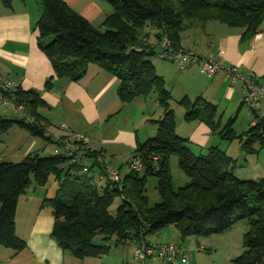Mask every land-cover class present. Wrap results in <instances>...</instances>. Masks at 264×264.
Returning a JSON list of instances; mask_svg holds the SVG:
<instances>
[{
    "label": "trees",
    "instance_id": "trees-1",
    "mask_svg": "<svg viewBox=\"0 0 264 264\" xmlns=\"http://www.w3.org/2000/svg\"><path fill=\"white\" fill-rule=\"evenodd\" d=\"M0 1L5 6L12 2ZM105 1L112 10L98 26H93L64 0H40L42 12L34 26L37 45L50 59L53 77L57 79L77 81L88 64L93 63L118 79L117 93L124 103L156 93L162 109V116L151 120L156 133L135 148L142 169L128 168L120 184L100 179L105 184L97 187L93 181L99 180L98 173H104L107 165L98 162L96 154L84 156L89 163L78 159L71 162L64 153H29L17 162L1 161L0 245L15 250L24 247V241L15 232L18 197L31 180L42 186L53 176L58 181L57 192L46 200L54 218L51 236L61 249L76 258L100 257L111 244L151 245L149 236L169 225L178 230L183 240L223 233L247 220L243 251L232 263L264 264V177L238 179L232 173L233 159L224 150L212 146L195 154L188 139L176 134L171 95L152 62L162 45L156 49L149 47L146 36H141L146 26L154 24L157 39L164 37L172 48H182L180 35L187 21H217L239 28L243 42L264 30V0ZM45 86L51 87V78ZM9 96L15 106H23L27 116L19 120L0 116V132L16 124L31 134L43 136L45 129L39 110L46 104L40 93L16 87ZM178 104L184 108L186 120L204 122L222 140L236 137L232 129L234 117L221 127L214 120L216 106L201 96L193 100L183 97ZM243 135L237 137L244 152H254L255 143L264 147L260 127L247 139ZM172 156L177 157L178 166L187 177L179 187H175L171 174ZM85 166L88 173L83 172ZM148 176L155 177L159 195V201L153 205L146 195ZM117 197L120 203L112 214L109 208ZM96 236L101 243L92 242Z\"/></svg>",
    "mask_w": 264,
    "mask_h": 264
},
{
    "label": "crops",
    "instance_id": "crops-1",
    "mask_svg": "<svg viewBox=\"0 0 264 264\" xmlns=\"http://www.w3.org/2000/svg\"><path fill=\"white\" fill-rule=\"evenodd\" d=\"M64 1L89 23L97 21L99 24L112 10L105 0ZM41 12L42 5L37 0H12L10 6H5L0 1L1 73L15 84V88L35 89L40 93L46 106L40 108L39 113L46 129L50 127L59 129L66 126L69 131L62 134L71 132L87 136L89 147L101 152L105 160L107 159L106 146L102 144L118 142L117 144L121 146L130 147V149L133 147L134 151L138 143L144 142L156 133V126L151 120L162 116L158 100L157 117L154 116V112V114L147 112L145 97H136L130 102H122L117 93L118 79L93 63L88 64L84 75L77 81L53 77L51 61L38 47L37 32L34 29ZM240 34L239 28L208 21L205 26L192 25L182 31L180 46L211 57L221 64L236 65L245 73H264V30L243 42L240 40ZM161 45L157 43L155 49ZM152 62L156 73L163 78L165 88L170 92V105L174 115V106L182 107L178 101L183 97L193 100L201 96L215 106H217L216 102L226 99L228 103L236 104L238 109L240 108L241 86L238 83H231L223 73L206 79L197 64L179 68L174 66V62L166 60L163 62V60L155 59ZM50 78L51 87L47 89L45 85ZM137 98L142 99L143 103L137 102ZM132 103L141 104L137 118L131 119L126 126L118 122L116 124L114 120L120 112L126 108L129 109L131 106L129 104ZM66 106H69L76 114H73L75 119L70 117ZM57 107L62 109V118L56 116ZM15 109L25 114L17 118L18 120L26 118L27 113L24 109ZM0 116L16 119V116L8 114L6 107L1 103ZM182 119L183 122L185 121L183 129L185 128L186 133H177L183 125L180 122L176 123V118L175 132L188 139L191 150L194 146L197 150L199 149V153H203L202 150L206 152L210 147L218 146L209 145L211 139L219 137L213 134L204 122L188 121L184 116ZM12 128L19 130L18 132H24V129L14 124L6 132L0 133L11 132ZM94 135L96 137H93ZM0 141L7 144L6 140L0 139ZM55 151L54 148L50 154H56ZM107 161L110 164L109 160ZM113 167L122 169V166ZM127 171L128 169L123 174ZM232 173L241 180L264 177V163H259L257 160L252 163L247 160L242 164L234 163ZM57 188L58 183L54 177H50L42 186L35 185L31 180L30 186L18 197L15 232L24 241V247L15 250L0 245V264H169L161 257L135 259L132 245L126 243L111 244L107 253L96 258H76L69 251L61 249L51 236L54 218L51 207L46 203L47 199L56 195ZM232 228L219 234H225ZM156 234L152 235L155 242L180 243L175 240V237L172 240H162L164 238L160 237L161 233ZM178 236L182 241L180 244L183 243L182 245L186 247L190 255L186 262L180 261L179 264H201L200 258L193 257L190 251L206 249L207 246L200 242V238L203 237L190 236L182 240L180 235Z\"/></svg>",
    "mask_w": 264,
    "mask_h": 264
},
{
    "label": "rangeland",
    "instance_id": "rangeland-1",
    "mask_svg": "<svg viewBox=\"0 0 264 264\" xmlns=\"http://www.w3.org/2000/svg\"><path fill=\"white\" fill-rule=\"evenodd\" d=\"M37 1H40V0H37ZM186 23L187 24L185 25V28L182 31H184L185 29L189 28V26H192V25L205 26L206 22H202L198 20H191V21H187ZM91 24L93 26H98L97 21ZM157 32H158V29L156 28L154 24L148 25L146 26V28L143 29V33L141 34V36L142 37L146 36L147 38L146 44H148L149 47L150 46L155 47L157 43L158 45L160 44H162V46L164 45L165 43L164 37H162L161 39H157L156 37ZM155 59H159V58L156 56H153L152 60H155ZM159 60L162 61V59H159ZM175 64L174 66L177 67L178 65L177 64L175 65ZM205 78L209 79L206 75H205ZM136 101L139 103H141L140 101H142L143 103V100L140 98L139 99L137 98ZM145 102H146V108L148 110L146 111L149 112V114L155 113L154 116L157 117V111L159 107H157L156 93L152 92L147 97H145ZM13 105L14 104H8L6 106V109L9 115L16 116V119L20 118L21 116H25V114L21 110L17 111L15 109V108L19 109L17 106L15 105L13 106ZM129 105H131L130 108L129 109L126 108V110H122L120 114L117 116L116 120H114L116 124L118 122V124L122 126H126V125H129L131 119L137 118V115L140 112L139 106L141 104L132 103ZM216 105L218 107L216 106V115H215L214 120L216 121V123H219L221 127H223L230 118L234 117L232 129L236 137L230 141H226V140H222L217 137H214L213 138L214 140L211 139L209 145H218L219 148L224 150L225 153L233 159V161H231V163L233 164L234 163L242 164L245 162V160L250 161V163L256 160L259 163H264V147H260L258 143H255L254 144L255 151L251 153H246L242 150L241 143L237 137L238 135H241V134H248L250 136L252 132V130L248 131L249 118L247 117L245 108L240 106V108L238 109V105L230 104L227 102L226 99L216 102ZM47 109H48V106H47ZM56 109L58 111L57 112L58 114H56V116L58 118H62L61 107H57ZM174 109H175L176 123L180 122L182 123L181 125H183V126L180 125L182 128H180L179 131L177 130V133L185 134L186 133L185 128L183 129V127L185 126V124L183 123L185 121L183 122V119H182L184 116V110L180 106H174ZM141 110H142V107H141ZM66 111L68 112L70 117H73V114H75L72 112V109H70L69 106H66ZM73 119L75 118L73 117ZM40 123L45 129L43 136L31 134L27 130H24L22 134L21 132H18L19 130H16L15 128H12L11 132L0 133V139L7 141V144L2 143V141H0V162L1 161H12V160H13L12 162L20 161L29 152L31 154L38 153L40 156H47V155H50V152H53L54 148L56 151H59V149L61 151V149H63L64 143L66 142L70 145H75V147H77L78 150H75V152L73 153V156L77 157L76 159L81 160V161L85 160L84 161L85 163H89L90 160L85 159L86 157L84 158V156H87V155L94 156V154H96L95 155L96 160L101 163H106L107 167L115 168L113 166H122L121 174H123L126 171V169L131 167V162L133 161V159L139 158L136 154V150L134 149L133 151V147L132 149H130V147L121 146L120 144H117L118 142H114V143H109L108 145L102 144L106 146L105 149H106L107 159L105 160L101 152L97 150H93L89 147V144H88L89 140L87 136L77 134V133H71V132H69V134H62L64 132L69 131L66 126L59 127V129L53 128V127H50V129H46L45 124L43 123L42 120H40ZM147 127L152 128L149 125H147ZM53 135L58 136L57 141L53 140ZM80 137H83V139H85V143L82 140H79ZM93 137H96V135H94ZM192 151L195 154L199 153V149L197 150V148H195L194 146H192ZM202 151L205 152L204 150ZM80 152H83V154L80 155L79 154ZM65 156L67 155L65 154ZM73 156H69L70 160L72 159ZM107 160H109V163L112 164L113 166L108 164ZM170 169H171V174L174 179L175 187L182 186L186 182L187 177L184 174V172L179 168L178 160L176 156H172L170 158ZM93 174L95 176L96 169L93 171ZM258 178H262V177H258ZM82 179H85V178L82 177ZM93 183H95L97 187H102L104 186L105 181L103 180L100 181L99 179V180H94ZM155 184H156L155 177L148 176L145 187H146V195L151 205L159 201V195L155 188ZM119 203H120L119 197L115 198L113 204L109 208L110 213L113 214L115 212V209ZM248 228H249V223L247 220L239 221L233 226L232 230L226 232L225 234H211L207 238L206 237L200 238V242L207 246L206 249L204 250L200 248L201 251L197 249L191 250L190 253L193 255V257L195 256L199 257L200 258L199 261L201 262V264H233L232 260L235 257L239 256L243 251V236H244V233L248 230ZM158 232L161 233L160 237L164 238L162 240H172L175 237L176 241L180 243L182 242L179 239L178 230L173 225H169L159 230ZM156 233L155 235H157ZM149 241L151 244L162 243L160 241L155 242L152 239V235L149 236ZM92 242L101 243V240L98 238V236H96L93 238ZM172 243H176V242H172ZM131 245L133 248V244Z\"/></svg>",
    "mask_w": 264,
    "mask_h": 264
},
{
    "label": "built area",
    "instance_id": "built-area-1",
    "mask_svg": "<svg viewBox=\"0 0 264 264\" xmlns=\"http://www.w3.org/2000/svg\"><path fill=\"white\" fill-rule=\"evenodd\" d=\"M157 57L168 62H174L179 68L197 64L208 78H213L219 73H223L231 83H238L241 86L240 105L245 108L247 117L249 118V128L253 129L251 135L254 133V129L258 127L264 133V73H245L236 65L221 64L215 59L191 49L172 48L168 43H164L161 50L157 53ZM14 88L15 84L0 71V103L3 106L6 107L8 104L13 103L9 94ZM17 107L19 109L23 108L22 105H18ZM248 137V134L243 135V139H247ZM57 139L58 136L53 135V140L57 141ZM79 140L85 143L83 137H80ZM75 150H78L75 145H70L66 142L63 149L61 151L59 149L56 152L61 154L63 152L67 156H73ZM79 154L81 155L83 152ZM76 158V156H73L71 162H75ZM130 168L141 170L140 159H133ZM83 172H89L87 166L83 168ZM98 178H105L112 183L120 184L122 174L120 169L106 167L104 173H98ZM133 255L135 259L161 257L169 264H179L180 261L186 262L190 257L185 246L172 242L151 245H146L143 242L135 243L133 244Z\"/></svg>",
    "mask_w": 264,
    "mask_h": 264
}]
</instances>
